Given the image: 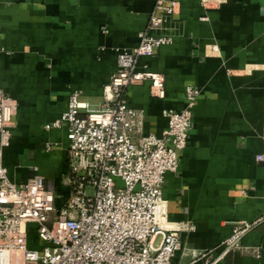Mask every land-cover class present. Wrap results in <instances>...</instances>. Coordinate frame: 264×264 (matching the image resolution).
<instances>
[{"label": "crops", "instance_id": "0c3cea01", "mask_svg": "<svg viewBox=\"0 0 264 264\" xmlns=\"http://www.w3.org/2000/svg\"><path fill=\"white\" fill-rule=\"evenodd\" d=\"M176 1L168 22L172 43L136 64L163 75L164 98H153L147 81L123 92L130 107L144 112L143 134L160 137L167 128L163 110L181 111L186 87L200 91L178 168L165 174L162 186L167 223L185 228L171 261L188 264L203 251L219 253L245 221L255 225L242 249L220 264H264V164L255 160L264 153V0ZM153 5L0 0V92L16 102L2 154L10 182L39 175L53 186L56 205L65 202L66 125L45 126L66 111L74 90L89 110L100 108L118 53L137 46Z\"/></svg>", "mask_w": 264, "mask_h": 264}, {"label": "built area", "instance_id": "2783aa9c", "mask_svg": "<svg viewBox=\"0 0 264 264\" xmlns=\"http://www.w3.org/2000/svg\"><path fill=\"white\" fill-rule=\"evenodd\" d=\"M153 3L137 46L118 53L100 108L89 110L82 92L74 90L66 111L45 126L66 125L68 170L62 184L69 195L61 206L41 176L22 184L8 179L2 154L10 144L16 102L0 92V264H173L185 228L167 223L162 186L165 174L178 168L200 91L186 87L184 108L163 110L167 128L160 137L143 134L144 112L130 107L123 92L147 81L150 95L164 98L163 75L136 70V64L172 43L168 22L179 7L176 0ZM260 137L264 143V125ZM50 149L47 144L45 150ZM255 160L264 164V153ZM30 224L40 251L28 247ZM254 225L238 222L219 253L203 251L188 264H220L227 253L242 249L241 239Z\"/></svg>", "mask_w": 264, "mask_h": 264}, {"label": "rangeland", "instance_id": "374dc122", "mask_svg": "<svg viewBox=\"0 0 264 264\" xmlns=\"http://www.w3.org/2000/svg\"><path fill=\"white\" fill-rule=\"evenodd\" d=\"M28 245L29 248L37 249L39 251L42 249V244L39 242L35 234V226L33 224H30L28 228Z\"/></svg>", "mask_w": 264, "mask_h": 264}]
</instances>
